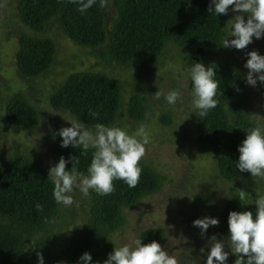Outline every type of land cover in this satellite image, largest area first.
<instances>
[{"label": "trees", "instance_id": "obj_1", "mask_svg": "<svg viewBox=\"0 0 264 264\" xmlns=\"http://www.w3.org/2000/svg\"><path fill=\"white\" fill-rule=\"evenodd\" d=\"M8 2L12 3L13 13L24 27L17 36L15 63L17 72L27 80L41 78L53 65L57 44L45 33L52 24L94 56L97 64L107 68L132 67L135 80L152 74L168 47H178L186 62L197 58L202 63L207 61L205 66L214 64L217 104L205 116L195 114L197 144L202 151L216 155L215 164L223 179L252 178L248 172H240L235 164L239 156L237 145L245 137V130L255 126L247 112L251 95L245 77L234 63L228 58H216L223 48V38L227 37L229 12L217 16L208 12L210 0H95L83 13L74 0ZM106 3L116 12L109 24L106 23L109 16ZM198 48L201 50L197 51ZM213 56L215 59L209 60ZM189 84L191 89V82ZM144 101V94L133 91L123 104L118 79L91 69H70L62 81L51 84V92L46 96L42 91L34 96L23 91L4 96L0 82V116L5 126L13 131L38 129L41 141L49 143L53 165L61 156L66 160L76 156L78 170L84 173L93 149L84 151L80 146L60 145L61 138L55 135V130L67 126L62 122L64 115L70 113L89 128L96 123L117 124L123 115L140 123L148 107ZM158 101L163 102V96ZM160 120L170 125L173 117L161 114ZM41 125L46 128L44 132L39 129ZM39 161L16 147L6 149L0 139V264H36L37 252L43 255L44 264L58 261L76 264L85 251L91 254L93 261L102 264L107 254L118 247L114 245V235L127 227L126 211L145 196L158 192L164 182L163 175L142 164L135 187L115 179L113 191L108 194L90 190L82 222L61 251L52 254L62 230L71 223L72 213L54 200L53 184L47 179L49 168L40 166ZM69 168L70 161L66 164V169ZM250 195L245 193L244 199L239 200L240 192L233 191L221 199L219 225L226 234L225 239L230 210L255 213V200L250 199ZM166 237L159 227L137 233V238H143L142 243L156 240L162 244ZM228 258L227 264H234L236 254L230 253Z\"/></svg>", "mask_w": 264, "mask_h": 264}, {"label": "rangeland", "instance_id": "obj_2", "mask_svg": "<svg viewBox=\"0 0 264 264\" xmlns=\"http://www.w3.org/2000/svg\"><path fill=\"white\" fill-rule=\"evenodd\" d=\"M9 3V4H8ZM110 3H106L105 8ZM109 24L115 16L112 7L107 8ZM236 13L229 11L227 36L233 23L232 17ZM54 26V27H52ZM24 27L17 21L13 13V5L6 0H0V82L2 95L6 96L15 91L29 92L32 96L41 91L43 96L51 92V84L62 81L70 69H91L110 74L118 79L121 85L122 103L126 104L131 92L137 91L145 95V104L148 106L142 122L128 120L124 115L117 125L127 128L130 132L143 124L150 136L144 156L139 164L154 168L164 176L162 188L151 195L142 198L136 205L126 211L127 227L114 235V245H133L137 233L145 228L159 227L167 235L161 244L171 255H174L178 264H204L208 251L209 238L216 235L223 239L225 233L220 225L209 226L204 234L192 221L204 216L216 217L220 221L218 207L221 199L231 192L251 194L250 199L264 195V178L252 177L227 181L222 178L215 164V154L202 151L197 144L196 116L191 107L190 80L186 78L185 69L194 60L186 62L178 47H168L165 56L158 62L156 69L150 75H142L139 80L132 76L133 68L119 66L104 67L97 64V59L89 55L85 48L73 43L62 33L56 25L46 29V34L56 41L55 60L48 73L34 81L24 79L17 72L15 54L18 48L17 36ZM256 50L264 54V37L253 38L252 43L243 49L223 47L216 58H228L234 67L245 77L248 69L244 67L247 53ZM215 57H209V60ZM204 65L207 61L203 62ZM251 95L247 112L255 124L264 125V83L257 81L255 87L248 85ZM178 88L182 91V98L174 106L166 104L163 98L158 101L156 91H167ZM34 90V91H33ZM154 101H158L155 103ZM125 110H123L122 114ZM170 114L173 122L170 125L160 120L161 114ZM65 119L67 118L64 115ZM64 124L68 122L62 119ZM0 139L6 149L16 147L25 153H30L40 159V166L49 168L53 165L50 157L48 142H42V134L38 129L34 132L13 131L5 126L0 116ZM45 131L44 126H39ZM74 202L64 207L72 213L71 223L62 230L61 236L52 247V254H58L69 242L75 230L82 222L84 208L88 196L77 189L74 193ZM207 198H209L207 200ZM209 202V203H208ZM75 211L72 212V208ZM74 213V214H73ZM223 236V238H222ZM225 250L230 242L225 239ZM228 244V245H227ZM227 251V250H226ZM230 259H227V262ZM233 264V263H231Z\"/></svg>", "mask_w": 264, "mask_h": 264}, {"label": "clouds", "instance_id": "obj_3", "mask_svg": "<svg viewBox=\"0 0 264 264\" xmlns=\"http://www.w3.org/2000/svg\"><path fill=\"white\" fill-rule=\"evenodd\" d=\"M83 13L91 8L95 0H74ZM208 12L227 14L236 13L229 35L223 38V47L243 49L252 43L253 38L264 37V0H210ZM244 67L248 69L246 83L255 87L257 81L264 83V54L251 50L247 53ZM186 78L191 82V107L197 116H205L210 109L216 107L218 81L216 66H205L202 62H192L185 69ZM156 98L163 96L169 106H174L182 98V91L171 88L167 91H156ZM50 113H56L50 111ZM60 115V114H58ZM63 118L69 126L55 130L60 139V145L67 147L80 146L84 151L93 149L87 172L78 170L79 160L70 156L66 160L61 156L49 167L48 178L53 184L52 195L57 203L71 205L74 202L73 193L78 189L87 196L92 190L100 195L113 191V180L121 179L129 187H135L141 175L139 161L144 156L150 136L146 126L141 124L135 131L117 124L111 126L96 123L89 128L80 119L65 114ZM2 127V125H0ZM245 137L237 145L239 153L235 162L240 172H248L251 177L264 178V125L245 130ZM55 135L53 138H55ZM71 162V168L66 164ZM245 191L241 190L239 200L244 199ZM255 213L250 210H230L227 217L229 251L225 250V238L218 239L216 235L209 238V246L204 264H227L231 254H236L234 264H264V195H259L254 201ZM39 208L40 205H37ZM204 234L209 226H216V217L204 216L192 221ZM143 238H136L133 245L124 244L115 247L107 254L102 264H178L174 255L165 250L161 244L152 240L142 243ZM36 264H44V257L37 252ZM57 264H65L58 261ZM76 264H101L93 261L88 251L83 252ZM198 264V262H197Z\"/></svg>", "mask_w": 264, "mask_h": 264}, {"label": "water", "instance_id": "obj_4", "mask_svg": "<svg viewBox=\"0 0 264 264\" xmlns=\"http://www.w3.org/2000/svg\"><path fill=\"white\" fill-rule=\"evenodd\" d=\"M200 50H201L200 48L197 49V51H200Z\"/></svg>", "mask_w": 264, "mask_h": 264}, {"label": "flooded vegetation", "instance_id": "obj_5", "mask_svg": "<svg viewBox=\"0 0 264 264\" xmlns=\"http://www.w3.org/2000/svg\"><path fill=\"white\" fill-rule=\"evenodd\" d=\"M196 61H198V59L196 58Z\"/></svg>", "mask_w": 264, "mask_h": 264}]
</instances>
